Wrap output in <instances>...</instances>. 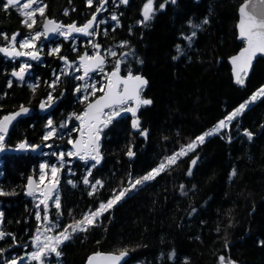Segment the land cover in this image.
I'll use <instances>...</instances> for the list:
<instances>
[{
	"label": "trees",
	"instance_id": "trees-1",
	"mask_svg": "<svg viewBox=\"0 0 264 264\" xmlns=\"http://www.w3.org/2000/svg\"><path fill=\"white\" fill-rule=\"evenodd\" d=\"M242 1L176 0L173 4L169 0L142 24L138 22L143 19L146 0H129L126 5L108 0L104 12L108 21L95 31L94 41L102 51L116 53L114 57L122 60L123 74L131 69L133 74L147 78L141 96L152 103L141 106L137 117L140 128L148 134L140 137V130L131 126L130 112L125 113L101 130L100 164L88 167L77 159L71 170H66L68 166L62 168L58 184L61 215L53 208L58 228L72 224L130 186L135 178L146 175L264 85V57L256 59L243 85L233 83L226 61L243 45L237 40L235 29L237 8ZM43 2L44 15L77 25L84 23L99 4V0H93L91 7L87 0ZM162 3L165 0H154L156 8ZM111 12L118 17L119 27L110 20ZM10 18L0 11V22ZM205 18L207 24L203 23ZM194 29L196 35L189 44L186 36ZM123 41L127 45L121 46ZM57 42L60 53L48 54L47 64L33 70L35 91L29 85L25 91L17 89L16 97L6 106L15 101L33 105L45 90H53L48 81L53 78L52 71L60 68L61 56L76 59L83 51H91L83 45L74 47L67 40ZM177 45L182 55L178 56ZM174 56L178 59L174 60ZM106 67L111 69L110 64ZM70 79L61 75L53 90L58 96L51 112L55 124L62 125V118L71 110L82 112L86 103L73 98ZM46 122L44 114L32 111L21 124L12 127L4 142V148L22 141L42 144L44 148L38 153L4 152L0 157V190L15 193L0 196V231L12 234L0 240V249L4 250L0 264L29 251L40 228L34 201L24 187L29 176L36 177L41 160L55 158L52 153L41 156V151L49 141H54L55 149L57 143H62V148L69 146L65 139H42ZM245 130L252 133L251 140L244 135ZM71 134L74 137L76 132ZM129 147L135 153L132 157L127 155ZM192 159L197 163L191 166ZM85 176L89 185L83 183ZM96 180H101L103 187L89 196L90 185ZM183 184L187 192L180 195ZM122 250H127L122 264H220V257L225 258V264H264V98L257 99L227 128L207 138L155 179L127 192L97 226L65 242L60 248L62 255L56 258L53 253L50 261L86 264L92 252Z\"/></svg>",
	"mask_w": 264,
	"mask_h": 264
},
{
	"label": "snow or ice",
	"instance_id": "snow-or-ice-1",
	"mask_svg": "<svg viewBox=\"0 0 264 264\" xmlns=\"http://www.w3.org/2000/svg\"><path fill=\"white\" fill-rule=\"evenodd\" d=\"M108 0H99V6L96 7V13H99L104 10L105 5ZM129 0H119L120 4H128ZM168 0H165V3L159 5L160 9L165 7V4ZM174 4L176 0H171ZM89 7L93 6V0H87ZM37 5V7H33ZM41 0H5L3 5L4 10L7 11L9 8H17L19 14L24 17L22 23L31 30L33 26L37 23L35 15L38 12L41 16L44 15L46 5L40 6ZM156 9L154 8V0H146L142 8V17L143 19L138 23H146L153 18V14ZM96 13H93L92 18L89 19L82 26H78L76 23L69 25H63L57 23L51 19H45L44 30L43 32H36L34 35H31L21 41H17L19 33L12 34L11 38L5 33H0V36H3L7 41L6 46L0 47V53H3L6 57L14 58L20 56H28L31 60H39L40 55L39 51H20L17 48V43H19V49H36L37 45L35 44L36 40H39L41 36H48L49 33H56L60 36H63L66 40L70 39L73 33H80L84 36H94V24L97 21ZM67 10L65 15H67ZM239 21L237 24L239 38L244 42V47L240 50L237 55H234L230 58L232 64L233 76L237 84L243 85L244 78L248 75V71L252 66L253 59L257 54H264V0H248V2L242 4L238 9ZM111 19L116 21V26L119 27V19L116 15H112ZM209 21L207 18L204 19L203 23L207 24ZM103 23V21H100ZM194 27H199L198 25ZM196 35V32L193 31L191 36L186 37L189 41ZM89 43H92L89 41ZM127 45V41H123L121 46ZM92 47L96 50L93 55L87 53L79 56L80 68H83L84 75L76 76L75 78L81 81H84L91 72L99 70L101 73L104 72L105 58L100 54V45L92 43ZM75 50V49H74ZM60 48H53L49 55L59 54ZM178 56L182 55V49L177 45ZM111 55H116L115 52L110 51ZM127 55V54H125ZM178 56H174L173 59H178ZM64 60L67 67H72V64L68 61L67 57H60ZM121 63L122 61H117L114 69L110 73H106L107 85L105 87L97 88L95 83L88 84L85 83L80 87L76 88V92H80L83 89H91V95H95L97 91L104 93L101 97L95 100L94 103H88L87 108L83 113L76 115L75 119L80 121V139L69 140V143L72 144L74 151L68 152V156H78L81 160L91 159L95 161L92 165L94 168L96 165L101 163L102 156L99 149V139L101 132V125L107 127L109 123L112 122L115 116H119L121 112H131L133 116L132 127L134 129L140 130L142 136H147V130L140 128V121L137 118V111L141 106L150 105L152 101L147 98H143L141 93L143 89L147 86L148 81L141 75H133L131 69L128 70L127 76H121ZM142 63V61H141ZM31 67L30 64H22L19 71H13L11 75L16 77L20 81L25 80V74L28 72V69ZM79 70V69H77ZM61 75H70L66 71H62L59 75L55 76V79L49 84V87L55 90L56 85L60 82ZM8 86H12V81L8 82ZM33 91H35L36 85H29ZM63 95V93H61ZM264 98V86L253 93L248 101L241 103L238 108L234 109L228 116L223 120H220L216 126H214L209 131L197 136L194 140L189 142L187 145H182L179 151L174 152L172 155L167 156L160 162V164L148 172L143 177L135 179L130 182L129 188L121 190L118 194H115L113 198L107 200V202H101L95 210H89L83 214V216L76 220L72 224L64 227L62 231L55 235H45L44 233L52 232L53 229L58 227V222L53 223L49 220V203L48 201L52 200L54 202V207L57 210V215H61V200L58 194V184H59V172L60 169L64 167V156L65 153L61 152L58 156V159L61 161L60 166L56 165L51 166V179L48 183L44 184L43 188H40L35 180L29 177L28 180V191L27 195L34 196L37 191L41 197H43L39 204L36 205L38 209L43 205L42 213L41 211L36 212V219L42 221L45 225L44 231L41 232V229L37 228V234L33 237L32 244L36 248V251H33L28 254V260L36 261L37 264H44V259L51 253H55L57 257L62 255L60 248L65 242L71 241L74 236L78 233H87L92 227L97 226L99 220L103 215L111 210L130 190L136 188L138 185L155 179L156 176L160 175L162 172L166 171L171 166L175 165L177 161L186 156L189 152L194 151L199 144L205 142L206 137H210L220 132L221 129L227 128L228 125L237 117H239L245 109L257 99ZM84 101H87L88 96H84ZM129 102H133L134 106L125 107ZM54 103V97L51 93L48 94L47 101H42L40 104L41 110L50 108ZM105 109H111L112 111L105 113ZM30 109L20 106L19 111L3 116L0 118V150L4 148L5 137L9 131V126L12 124L16 118L22 114L28 113ZM102 117H104L102 119ZM48 131L45 132L42 137L43 140L47 141L54 137L57 134L56 127L53 126V121L48 120L45 125ZM61 127H66V124H62ZM244 135L252 139V133L248 130L244 131ZM85 136L87 137L85 139ZM51 147V145H48ZM31 147L33 150L38 148V145H28L26 141H22L17 145L18 149H26ZM127 155L132 157L135 155L131 147H129ZM197 161L194 159L191 161L192 165H195ZM49 165L41 164V176L40 182L43 183L45 180V169ZM191 167L189 168L188 174L191 175ZM88 174L91 175V169L88 170ZM236 174L235 169L232 172L234 176ZM131 180V177H130ZM72 183V181H69ZM83 183L89 185L90 181L87 176L84 177ZM75 186V185H73ZM92 191L88 193L89 196H93L98 190V187H103V182L101 180H96L95 183L90 185ZM181 185V189H183ZM15 193H8L3 190H0V196L14 195ZM195 211V209H193ZM3 216V213H0V217ZM11 236V233H5L0 231V240H3L5 236ZM43 236V239H42ZM13 243H15V237H12ZM4 250L0 249V253ZM127 255V250H122L119 254H102L96 252L93 255L89 256L87 259V264H120V262ZM24 258L21 257L20 261ZM5 264H18L17 258H12L10 261H6ZM220 264H225V258L220 257ZM227 264H235L233 261H228Z\"/></svg>",
	"mask_w": 264,
	"mask_h": 264
},
{
	"label": "rangeland",
	"instance_id": "rangeland-1",
	"mask_svg": "<svg viewBox=\"0 0 264 264\" xmlns=\"http://www.w3.org/2000/svg\"><path fill=\"white\" fill-rule=\"evenodd\" d=\"M169 1V0H168ZM44 4H43V0H41V5L40 6H43ZM99 4H96L95 5V9H96V7L98 6ZM107 6V5H106ZM105 6V8H104V10L103 11H101L100 13H101V15H98V17H97V21H96V24H95V26H94V31H96L97 29H98V27H100L102 24H105L107 21H108V17H107V15L104 13L105 12V10H106V7ZM33 7H37V5H34ZM154 8L156 9V11L157 10H159L160 9V7H158V8H156L155 6H154ZM155 11V12H156ZM39 15V13L37 12L36 13V15H35V19H36V21L39 19L38 16ZM112 15H115L114 14V12H111L110 13V20H112L111 19V17H112ZM44 16V15H43ZM43 16H40V17H43ZM100 21H103V23H100ZM113 21V20H112ZM115 22V21H114ZM36 25V24H35ZM35 25L33 26V28L31 29V30H27V34H26V37L25 38H27V37H29V36H31V35H34L36 32H42V30L41 29H38V28H35ZM198 27H195V29H197ZM195 29L193 30V31H195ZM193 31L190 33V34H188L186 37H188V36H191L192 35V33H193ZM57 37H59V38H61V37H63V36H60V35H58ZM24 38V39H25ZM188 40V39H187ZM192 40H193V38H192ZM192 40L191 41H189L188 40V42H189V44H191V42H192ZM89 41H91L92 43H95V41H94V36H81L79 39H77V38H74V40H73V42H71L70 41V44H72V46H74V47H79V45H83L84 46V49H85V47H89V48H91V51L90 52H88V53H92L93 52V47H92V43H89ZM44 42H46L45 41V39H44V37L43 36H41V38L39 39V40H36L35 41V44L37 45V48L38 47H40ZM50 42V46H48L47 47V51H48V54H49V52L53 49V48H56V47H58V45H57V43L56 42H53L52 44H51V41H49ZM96 44V43H95ZM27 49V51H33V50H38V49ZM181 48V47H180ZM95 50V49H94ZM100 51L106 56V63L104 64V72L103 73H101L99 70L95 73V74H92V75H89L84 81H81V80H78V79H76L75 77L76 76H81V73H82V71H81V68H80V63L76 60V59H69V58H67L68 59V61L72 64V67H67L66 66V64H65V62H64V60H62V59H60V68L58 69V70H55L53 73H52V75H53V78L55 79V76L56 75H59L62 71H66V72H68V73H70V75H66V76H69L71 79V82H72V85H71V91L73 92V98H79V99H81V100H84L83 98H84V96L85 95H87L88 96V98L90 97V96H92L90 93H91V89L89 88V89H87V90H85V89H83L82 88V90L80 91V92H76V88L77 87H80V86H82L83 84H85V83H88V84H92V83H95L96 84V87L97 88H100V87H104V85H105V83L107 82V79H106V76H105V74L106 73H109L112 69H114V66H115V64H116V62L119 60V61H122L120 58H115L113 55H111L110 54V52H107V51H102L101 49H100ZM112 52H113V50H111ZM108 57H110V60H108ZM107 64H110L111 65V69L109 68V67H106V65ZM77 69H79V70H77ZM53 79V80H54ZM50 81V80H49ZM51 83V82H50ZM32 85H35L34 83L32 84ZM262 86H264V85H262ZM262 86H260L259 88H257L253 93H255V92H257V90L258 89H260ZM253 93L249 96V97H247L246 99H244L241 103H244V102H246V101H248L249 100V98L253 95ZM240 103V104H241ZM254 103V102H253ZM253 103H251L249 106H251ZM240 104H238L235 108H233L226 116H228L234 109H236V108H238L239 107V105ZM248 106V107H249ZM125 107H131V105L130 104H128V105H125ZM247 107V108H248ZM246 108V109H247ZM110 111H112L111 109L110 110H108L106 113H108V112H110ZM82 112H76V113H74V110H71L68 114H66L63 118H62V123L61 124H66V127H61V125L60 124H58V123H54L53 122V126L54 127H56V129H57V134L54 136V137H57L58 139H65V141L69 144V146L68 147H66V148H62V146H63V144L62 143H57V148L55 149V146H54V141H49V140H47V141H49L46 145H45V149H43L42 151H41V153H40V155L41 156H48L50 153H52V155L55 157L54 159H50V158H44L43 160H41L40 162H39V164H38V167H37V172H36V178H37V184L39 185V187L40 188H42L43 187V185L46 183V182H48L50 179H51V166L52 165H56L57 167H59L60 166V163H61V161L58 159V156H59V154L61 153V152H63V153H65V156H64V161H63V163H64V166H68V168L66 169V170H71V168H70V166L73 164V162L75 161V160H77V159H75V158H73V156H68L67 155V153L68 152H71V151H73L72 150V148H71V146H70V143H69V140L71 139V140H74V138H75V136H76V134H77V132H78V129L80 128V126H81V124H80V121L79 120H77V119H75V116L73 115V114H76V115H79V114H81ZM125 113H128V112H121L120 113V115L119 116H121V115H123V114H125ZM119 116H115L114 118H117V117H119ZM113 118V119H114ZM49 119H51L52 120V118H46V120H47V122H48V120ZM47 122H46V124H47ZM218 124V123H217ZM217 124H215V125H213V126H211L210 128H208V129H206L205 131H203L202 133H200L199 135H201V134H203V133H205V132H207V131H209L210 129H212L214 126H216ZM102 128H105L104 126H102ZM101 128V129H102ZM75 131L76 132V134H75V136L74 137H71L72 136V131ZM222 130V129H221ZM220 130V131H221ZM46 131H48V129H45V131H44V134H45V132ZM198 135V136H199ZM53 138V137H52ZM207 138H209V137H206V139ZM205 139V140H206ZM48 145H51V147H49ZM180 149V148H179ZM179 149L178 150H175L174 152H177V151H179ZM174 152H172L170 155H172ZM190 153V152H189ZM188 153V154H189ZM169 155V156H170ZM78 159H80V158H78ZM81 160V159H80ZM164 160V159H163ZM83 161V163H84V165L86 164V166H90V165H92V164H94L95 163V161H93V160H91V159H88V160H82ZM41 164H47V165H49V167L47 168V169H45V180L43 181V183H41L40 182V176H41V169H40V165ZM160 164V163H159ZM156 168V167H155ZM61 171H62V168L60 169V172H59V179L61 178ZM66 173H68V171L66 172ZM144 175H142V176H139V177H137V178H135V179H138V178H140V177H143ZM134 179V180H135ZM133 180V181H134ZM147 182V181H146ZM145 182V183H146ZM144 184V183H143ZM143 184H141V185H143ZM138 186H140V185H138ZM184 186V185H183ZM185 187V186H184ZM183 187V189H181V187L179 188V191H178V193L180 194V195H184L186 192H187V189L186 188H184ZM126 188H129V186L128 187H126ZM125 189V188H124ZM59 190H58V194H59ZM119 192H116V193H114L109 199H111V198H113V196L115 195V194H118ZM32 197V199H33V201H34V205H35V207H36V205L37 204H39V201L43 198V197H41L40 196V194H39V192H36L35 193V195L34 196H31ZM108 199V200H109ZM107 202V201H106ZM48 203H49V220L51 221V222H53V223H56L54 220H55V218H54V220H53V214H54V212H53V208H54V202L52 201V200H50V201H48ZM42 209H43V205H41L40 206V209H38L37 207H36V212L37 211H41V215H43V213H42ZM0 213H1V210H0ZM0 219H1V217H0ZM39 223H40V229H41V232H43L44 231V227H45V225L42 223V221H39ZM58 228V227H57ZM64 229V227H61V228H58V230H55V229H53V231L52 232H47V233H44L45 235H48V236H51V235H55V234H58L60 231H62ZM37 234V233H36ZM35 234V235H36ZM42 239H43V236H42ZM33 240V239H32ZM33 251H36V248L33 246V244H32V248L29 250V251H27V252H25V253H23V254H21V255H18V256H14L15 258H17V260H18V264L19 263H21L22 261H24V260H28V254L29 253H31V252H33ZM14 257H12V258H14ZM21 257H23L24 259L22 260V261H20V258ZM53 258V253H51V254H49L47 257H45V259H44V264H59V262H57V261H55V260H53V261H50V258ZM54 257H56V258H58L56 255H54ZM12 258H10V259H8V260H6V261H10ZM5 261V262H6ZM5 262L3 263V264H5ZM35 264H37V262L35 261ZM135 264H142V263H140V262H138V263H135Z\"/></svg>",
	"mask_w": 264,
	"mask_h": 264
},
{
	"label": "flooded vegetation",
	"instance_id": "flooded-vegetation-1",
	"mask_svg": "<svg viewBox=\"0 0 264 264\" xmlns=\"http://www.w3.org/2000/svg\"><path fill=\"white\" fill-rule=\"evenodd\" d=\"M4 3H5V0H0V11H2L3 14L5 16H7L8 18L11 17L10 18L11 20L10 21L0 22V24L2 23V27H3V28L0 29V33L7 34L9 39L11 38L12 34L19 33V36L17 37V41L19 42V41L23 40L26 37V34H27L26 30L28 28L22 23V20L24 19V17H22L19 14V11H18L17 8H9L7 11H5L4 7H3ZM43 4H44V2H43ZM95 11H96V9H95ZM38 16H39L38 17L39 19L37 20L35 28H38V29L42 30V22H43V19L47 15H44L43 17H40L41 15L39 14ZM59 22L61 24H66V23H63L61 21H59ZM57 36H58V34H56V38L53 41H51V44L53 42H56L57 45H59L58 44L59 42H57V41H65L66 40L64 37L59 38ZM80 37H81V35H79L77 33H74V34H72L70 39H67V41L73 42L74 38L79 39ZM6 44H7V41L4 39L3 36H0V46H6ZM48 46H50V42L46 41L40 47L37 48L38 49L37 51H39V53L42 54V57L39 60H31L30 58H28V56H20V57L10 58V57H6L4 54L0 53V76H1L0 77V118H2L3 116H5L7 114L13 113L21 105L30 106L32 108V111H38L39 113L44 114L45 118H47V119L51 118V116H52L51 112L55 108V106L57 104V100H58V96L56 95V93L53 90H45L42 93V95L40 96V98H38V101L36 100L33 103V105L32 104H27V103H25L23 101H18V102L15 101L13 105L6 106V104L11 101L10 99L16 97L17 89H21L22 91H25V89H26V87L28 85H32L33 83L36 85V83H35L36 79H35L33 70L35 68H37V67H42L45 64H47V60H48L47 47ZM17 48L20 51H27V49H19V43H17ZM100 49H101V46H100ZM100 49H99V51H100ZM95 51L96 50L93 49L92 53H88V52L87 53L89 55H93L95 53ZM100 53H102V52L100 51ZM77 58H76V60H77ZM25 63L30 64L31 67L28 69V73L25 74V80L24 81H20L16 77H13L11 75V73L13 71H19L20 66L22 64H25ZM58 69L59 68H56L55 70H58ZM54 71H52V73ZM97 71H94L90 75L95 74ZM10 80L12 81V86L11 87L8 86V82ZM52 81H53V78H51L50 81H48V84H50V82H52ZM97 92L95 93L94 96L93 95L90 96L87 99L86 103L89 100H91L92 98H94L95 96H97L98 95ZM49 93H51L52 96L54 97V103L52 104L53 107L50 110H48V111H42L41 108H40V104H41L42 101H47V97H48ZM20 96H21V94H20ZM32 111L30 113H32ZM83 111H84V107H83L82 112ZM30 113H28V114H30ZM27 115H25V116H27ZM25 116H22L18 120H16V122L13 124V126L16 125V124H21V122L25 118ZM12 127L10 128V130H9L8 134L6 135V137L9 135ZM79 129H78V131H79ZM6 137H5V139H6Z\"/></svg>",
	"mask_w": 264,
	"mask_h": 264
},
{
	"label": "water",
	"instance_id": "water-1",
	"mask_svg": "<svg viewBox=\"0 0 264 264\" xmlns=\"http://www.w3.org/2000/svg\"><path fill=\"white\" fill-rule=\"evenodd\" d=\"M246 2H248V0H244V1H242L239 5H238V8H237V16H238V18H237V22H236V25H235V29H236V34H237V40L238 41H242L240 38H239V32H238V28H237V24H238V21H239V15H238V9L240 8V6L242 5V4H244V3H246ZM96 13V12H95ZM93 15V14H92ZM92 15L84 22V23H86L89 19H91L92 18ZM51 19V20H54V21H56L54 18H51V17H48V16H46L44 19H43V22H42V31L44 30V23H45V19ZM57 23H60L59 21H56ZM84 23H82V24H80V25H78V26H82ZM61 24V23H60ZM69 24H72V23H67V24H63V25H69ZM95 25V24H94ZM74 34V33H73ZM77 34H80V33H77ZM80 35H82V34H80ZM55 36H56V33H49V35L48 36H44V39L46 40V41H51V40H54L55 39ZM82 36H84V35H82ZM245 45H244V42H243V45L238 49V51L237 52H235V53H233V54H231V55H229L227 58H226V61H227V63H228V65L230 66V72H231V76H232V81H233V83L234 84H237L236 82H235V78H234V76H233V70H232V64H231V62H230V58L232 57V56H234V55H237L239 52H240V50L244 47ZM0 47H3V46H0ZM85 53H87V52H82L81 53V55H83V54H85ZM3 54V53H2ZM88 54V53H87ZM102 56H104V54H102V53H100ZM39 55H40V58L42 57V54H40L39 53ZM80 55V56H81ZM259 57H264V54H257V56L253 59V61H252V66L250 67V69H249V71H248V75L244 78L245 80L249 77V75H250V73H251V71H252V68H253V64H254V62L256 61V59H258ZM28 58H30V57H28ZM104 58H105V61H106V57L104 56ZM77 60L79 61V57L77 58ZM80 63V62H79ZM81 70H82V75H84V70H83V68H81ZM113 71V69L110 71V72H112ZM94 72V71H93ZM109 72V73H110ZM28 73V72H27ZM26 73V74H27ZM81 75V76H82ZM120 75L121 76H127L128 74H123V73H120ZM133 75H141L142 77H144L146 80H147V78L143 75V74H140V73H134ZM148 81V80H147ZM108 82V81H107ZM107 82L105 83V85H104V87L107 85ZM105 90H106V87H105ZM102 95H104V93L103 92H101V94H99V95H97V96H95L94 98H92L91 100H89L86 104H85V107H84V110L87 108V105H88V103H94L95 102V100L96 99H98L99 97H101ZM129 103H131V107L132 106H134V103L133 102H129ZM24 107H27L28 109H30V111L28 112V113H30L31 111H32V108L30 107V106H24ZM53 107V105L50 107V108H46V109H44V110H42V111H48V110H50L51 108ZM19 109H20V107L18 108V109H16L13 113H15V112H17V111H19ZM107 110H109V109H105L104 110V112H106ZM28 113H25V114H22V115H20V116H18L17 118H16V120H18L20 117H22V116H25V115H27ZM10 114H12V113H10ZM130 114V117H131V126H132V121H133V116H132V114H131V112L129 113ZM7 115H9V114H7ZM6 116V115H5ZM104 117H102V119H103ZM138 118V117H137ZM16 120H14L13 122H12V124L9 126V130H10V128L13 126V124L16 122ZM103 125H101V127H102ZM80 129H81V127H80ZM80 129H79V131H78V133H77V135L75 136V138H74V140H77V139H80L81 137H80ZM9 132V131H8ZM8 134V133H7ZM139 136L141 137L142 135L140 134V132H139ZM87 137L85 136V139H86ZM101 138H102V135H101V133H100V139H99V149H100V143H101ZM73 140V141H74ZM21 143V142H20ZM36 145H38L39 147L38 148H36L35 150H33L31 147H28V148H26V149H23V150H21V149H18L17 148V145L16 146H13V147H9V148H3V150H0V157L2 156V154L4 153V152H7V153H10V154H14V153H19V152H24V151H29V152H33V153H38L42 148H43V145L42 144H36ZM70 146H71V148H72V150L74 151V149H73V146H72V144H70ZM73 158H75V159H77L78 158V156H73ZM192 160H194V159H192ZM191 160V161H192ZM191 166H192V164H191ZM29 177H31L33 180H35L36 182H37V180H36V178L34 177V176H29ZM29 177L26 179V182H25V192L27 193V191H28V188H27V185H28V180H29ZM48 183V182H47ZM46 184V183H45ZM43 187H44V185H43ZM58 187V186H57ZM37 192H39V191H37ZM94 253H96V252H92V253H90L89 254V256H91V255H93ZM100 253H102V254H119V252H114V251H101ZM88 256V257H89ZM88 257H87V259H88ZM126 257H127V255L124 257V259L120 262V264H122L123 262H124V260L126 259ZM87 259H86V264H87Z\"/></svg>",
	"mask_w": 264,
	"mask_h": 264
},
{
	"label": "bare ground",
	"instance_id": "bare-ground-1",
	"mask_svg": "<svg viewBox=\"0 0 264 264\" xmlns=\"http://www.w3.org/2000/svg\"><path fill=\"white\" fill-rule=\"evenodd\" d=\"M184 185V184H183ZM185 188V187H184Z\"/></svg>",
	"mask_w": 264,
	"mask_h": 264
}]
</instances>
